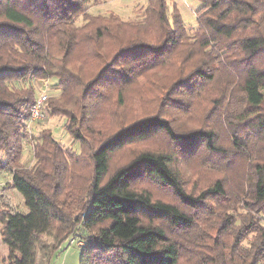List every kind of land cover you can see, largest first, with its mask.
<instances>
[{
    "label": "trees",
    "instance_id": "trees-1",
    "mask_svg": "<svg viewBox=\"0 0 264 264\" xmlns=\"http://www.w3.org/2000/svg\"><path fill=\"white\" fill-rule=\"evenodd\" d=\"M94 1L99 0H0V170L11 173L10 183L28 208L26 214L11 211L0 216L10 263L46 264L53 242L72 232L79 236V264H180L187 252L189 264H264V165L255 166L248 192L234 196L221 179L198 194L188 192L171 155L159 151H140L109 173L116 152L158 133L184 148L204 144L218 150L213 129L178 131L159 113L132 121L92 150L91 175L87 186L79 187L69 166L76 160L74 155L55 140L51 129L32 134L34 124L42 120L27 127L37 96L34 80L54 76L57 81L51 85L59 95L45 101L47 117L67 116V132L83 144L85 137L73 127L71 112L80 99L99 97L104 87L112 85L121 100L124 87L157 66L185 34L177 11L170 26L165 0H147L157 2L163 41H139L119 48L93 78L84 81L65 65L80 35L75 20ZM199 1L196 35L201 34L203 44L217 47L216 51L240 56L243 114L248 112L245 119L264 127L260 111L264 64L258 62L264 56V0ZM210 67L197 66L173 85L188 91L184 81L189 77L188 86L209 81L214 77ZM66 96H73L72 104ZM173 97L166 93L169 101L162 105H172ZM28 140L34 160L30 167L20 162ZM142 178L170 189L190 212L136 189L134 183ZM43 235L51 240L43 242Z\"/></svg>",
    "mask_w": 264,
    "mask_h": 264
},
{
    "label": "rangeland",
    "instance_id": "rangeland-1",
    "mask_svg": "<svg viewBox=\"0 0 264 264\" xmlns=\"http://www.w3.org/2000/svg\"><path fill=\"white\" fill-rule=\"evenodd\" d=\"M165 2L170 26H173V13L177 11L186 28L182 40L157 66L146 70L124 87L121 100L117 97V88L112 85L104 87L99 97L80 99L79 105L71 112L75 116L73 127L85 137L83 144L67 132L69 118L62 114H50L47 119L35 123L32 134L38 136L42 129H51L55 140L76 158L75 162L69 164L75 170L73 182L85 187L93 167L92 150L123 125L159 113L169 118L178 131L213 129L219 149L213 151L204 144L184 148L165 134L158 133L129 143L116 152L111 159L110 174L140 151H159L171 155L173 168L185 189L192 194H198L218 179L224 182L230 196L247 193L254 181L255 166L264 165V127H259L260 124L252 118L245 119L244 114L248 112L243 114L245 98L238 74L242 71L238 60L240 56L226 53L223 49L216 51L217 47L203 44L199 37L201 34L196 35L199 0ZM156 12V1L154 5L148 4L147 0L91 2L75 20L80 35L65 66L71 74L81 75L84 81H88L119 48L139 41L153 44L162 42L165 34ZM225 44L227 42H223ZM258 62L264 64V56ZM203 64L213 68L214 77L211 80L197 81L194 86H188L187 82L192 80L189 77L188 81H184L188 91L176 90L177 85H173L175 81L185 78ZM56 81L54 76L46 79L51 100L59 95V91H55L51 85ZM34 82L36 96L42 79H35ZM166 93L174 96L170 106L167 103L162 105V102L169 101L164 98ZM72 97L66 96L65 100L72 104ZM262 106L260 111L264 113V103ZM30 142L26 141L20 155V162L27 167L34 162ZM10 179V172L0 170V216L11 211L26 214L28 208L23 197ZM134 187L148 191L153 199L179 205L190 212L167 187L146 178L137 180ZM203 215L199 213L197 216ZM202 218L205 221V217ZM261 222L264 224V215ZM1 227L0 223V264H11L8 248L1 237ZM41 238L45 243L51 240L48 235ZM52 245L54 247L48 252L46 264H79L78 235L71 232ZM187 254H183L180 264H189Z\"/></svg>",
    "mask_w": 264,
    "mask_h": 264
},
{
    "label": "built area",
    "instance_id": "built-area-1",
    "mask_svg": "<svg viewBox=\"0 0 264 264\" xmlns=\"http://www.w3.org/2000/svg\"><path fill=\"white\" fill-rule=\"evenodd\" d=\"M49 83L42 80L39 85V92L35 98V102L30 106V116L27 127H31L32 123L36 120H44L47 118V113L44 109L45 101L49 98Z\"/></svg>",
    "mask_w": 264,
    "mask_h": 264
}]
</instances>
